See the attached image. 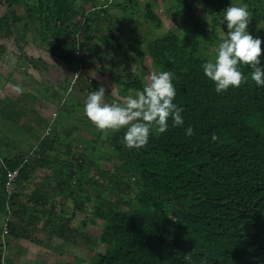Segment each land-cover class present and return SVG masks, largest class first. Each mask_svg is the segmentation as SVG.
Returning a JSON list of instances; mask_svg holds the SVG:
<instances>
[{
	"label": "trees",
	"instance_id": "1",
	"mask_svg": "<svg viewBox=\"0 0 264 264\" xmlns=\"http://www.w3.org/2000/svg\"><path fill=\"white\" fill-rule=\"evenodd\" d=\"M75 2L41 0L26 11L27 18L39 21L49 54L69 70L68 83L76 68L83 69L72 93L59 86L63 96H48L59 111L69 110L66 96L82 105L83 97L74 95L91 92L93 74L108 66L104 53L93 48L97 36L90 15L84 7L77 11ZM169 3L176 21L164 28L155 12L158 2L142 8L137 0H124L120 12L141 14L155 31L143 36L141 21L133 22L125 29L138 31H126L130 41L124 49L121 35L107 32L99 40L116 58L119 51L130 62L138 59L144 71L146 59L152 72L174 73V103L183 108L184 124L173 127L169 121L167 132L153 133L146 148L127 150L122 130L105 137L98 154L94 146L88 151L75 132L62 131L55 119L40 118L37 104L0 98V117L14 126L13 139L28 130L27 138L36 140V157L24 162L31 148L22 151L16 141L6 142L7 128L0 125V264H12L13 250L21 254L31 246L56 258L77 252L72 264H189L186 254L191 264H264V87L251 81L249 67H242L248 83L217 94L202 70L226 36L220 34L227 32L223 12L231 4L248 5V31L264 41V0ZM10 17L11 22L7 15L0 18V40H15L11 12ZM261 47L264 66V43ZM109 73L122 97L134 96L147 83L144 76H125L112 67ZM17 106L23 112L18 117L7 111ZM68 113L72 119L76 110ZM189 127L191 137L185 135ZM15 168L19 174L8 194L6 174ZM58 260L52 264H63Z\"/></svg>",
	"mask_w": 264,
	"mask_h": 264
},
{
	"label": "clouds",
	"instance_id": "2",
	"mask_svg": "<svg viewBox=\"0 0 264 264\" xmlns=\"http://www.w3.org/2000/svg\"><path fill=\"white\" fill-rule=\"evenodd\" d=\"M102 2L107 5L113 0ZM251 19L252 13L247 4H231L223 12L222 23H226V36L221 38L214 59H209L202 65L203 75L214 84L217 94L225 93L230 88L238 89L248 83L249 78L241 71L242 67H249L251 81L258 87H264V66H261V45L264 41L249 33ZM81 24L83 26L85 21H81ZM76 47L79 48V45ZM81 76L84 77V73ZM147 80L142 90L136 91L134 96H123L120 102H106V89L103 85L98 90L91 91L84 101L85 117L103 136L107 137L123 130L121 143L127 150L146 148L153 133L160 135L167 132L169 121L173 127H181L184 124L183 108L174 103V73L152 72ZM68 86L69 83L66 88ZM15 91L20 94L23 90L17 86ZM112 94H115V87ZM56 115L57 112L54 111L51 120H54ZM185 135H194L193 129L187 128ZM217 140V135L212 134V141ZM184 259L191 264V254H186ZM202 264H206V261H202Z\"/></svg>",
	"mask_w": 264,
	"mask_h": 264
},
{
	"label": "crops",
	"instance_id": "3",
	"mask_svg": "<svg viewBox=\"0 0 264 264\" xmlns=\"http://www.w3.org/2000/svg\"><path fill=\"white\" fill-rule=\"evenodd\" d=\"M39 1L41 2V0H0V18L7 15L11 22V12L16 22L13 27L15 40H0L2 48L0 53V98L3 96L11 98L15 105L25 104L31 107V105L37 104L38 110L44 107L43 116L48 118L46 108L50 111V109L56 107L55 105L58 102L51 100L44 89L45 87L55 88L59 86L65 88L68 84L70 72L61 60L49 54V48L41 37L39 21L34 17L25 18L28 7L31 8L33 5H37ZM137 1L139 3V0ZM146 1L156 2V0ZM121 3H124V0H113L112 3L107 5L101 0H76L73 7L77 11L84 7L85 15H90L88 19L91 21V26L96 30L98 38L96 37L97 40L93 41L94 49L103 53L107 51L99 42L102 34L110 32L115 35L118 33L116 25H125L124 14L119 10ZM143 5L140 4L139 6L142 7ZM82 21H85L84 17ZM79 25L82 26L81 22ZM104 60L106 61L105 58ZM115 62L118 61L114 57V60L107 64L106 70L93 74L95 84L91 86V91L98 90L101 85L106 90H111L110 85L114 87L109 68H113ZM65 74L66 77H64ZM17 86L23 90L22 93L18 94L15 91ZM88 94L84 96V100H86ZM74 96L82 98L78 93ZM37 98L38 101H35ZM16 99H20L18 104H16ZM21 109L17 106L13 114L16 117L23 114ZM57 116L55 122L59 128L61 127L62 131L70 133L71 128L69 127L68 118L64 116L58 118Z\"/></svg>",
	"mask_w": 264,
	"mask_h": 264
},
{
	"label": "rangeland",
	"instance_id": "4",
	"mask_svg": "<svg viewBox=\"0 0 264 264\" xmlns=\"http://www.w3.org/2000/svg\"><path fill=\"white\" fill-rule=\"evenodd\" d=\"M147 1L146 0H139V3L141 5L145 4ZM156 2H158V6L155 10V12L158 14L159 16V19H160V23L161 25H163L164 28H169V26L171 25V23L175 22L176 21V16H175V12L171 9V6H170V0H156ZM142 8H144V5L142 6ZM127 14V15H126ZM126 14H124V18H125V25L121 26V25H116L117 26V29H119L118 31V35L115 34L116 36H119L121 35L123 39H121V44H122V49L125 48L126 44H128L126 42L127 41H130V39H128V36H130L129 34H127V32L129 33H132V32H137L138 29L134 30V31H129L128 29H125V27H128L130 28L131 25L133 24V22H137V21H141V33L142 35L144 36L146 32H153L155 30H151L150 29V24L149 26H145V23L143 22V20L141 19L140 20V17L141 14L136 15V16H131L130 15V12L127 11ZM32 17V16H31ZM25 18L26 15H25ZM121 24V23H120ZM152 26V25H151ZM123 29H120L122 28ZM153 27V26H152ZM221 29H218V31H220ZM127 31V32H126ZM155 34H157L155 32ZM220 34H223L226 35V33H221ZM100 48V47H99ZM124 52V51H123ZM115 53H120L119 54V59L118 57L115 59L118 61V62H115V65H113V70H117L119 72H122L121 74L125 75V73H130V74H136L135 76L139 75L140 77L141 76H144V80H147V77L149 76L150 73H152L151 71V68H150V64H149V61H147L146 59L142 62L143 63V66L145 67V71L140 67V61L137 59V60H134V62H130V57L128 56V54H125V53H122V52H116ZM113 53H110V52H107L105 51L104 52V58L106 59V61L104 60V62H106L107 64H109V62L113 61L114 60V56L112 55ZM119 60H121V62H119ZM142 69V70H141ZM66 73V72H65ZM127 75V74H126ZM125 75V76H126ZM129 76V75H127ZM64 77H66V74L64 75ZM81 82V80H80ZM148 82V80H147ZM68 85V84H67ZM43 86V85H42ZM110 88H111V91L113 90V87H111L110 85ZM119 91L116 92L115 91V94H112V92L109 90L108 91H105V96H106V102L108 101L110 103V101H114V102H117V99H119V101L121 100L122 98V93L120 92V88L118 87ZM45 93L47 96H57L59 93L64 94V90L62 88H58V87H45ZM66 93V92H65ZM76 94V92H74ZM78 94H82V97L84 98V96L86 95V92L84 91H79L77 92ZM66 95V94H65ZM66 98V101H67V106L69 107V110H76V115L74 118L70 119V115L68 113L69 110H66V109H61L59 111V109L57 107H55L54 109H50V111L47 109L46 111V116L50 119L51 117V114L52 112H57V117H61V116H64V117H67L68 120H69V127L71 128L70 130H72V132H75V135H77L78 139H82V141L85 143V144H88L89 146L86 147V149L89 151L91 149H93L92 147L94 146L95 148H97L98 146H100V143H102L103 139H105V136H103V134L98 131L92 124L91 122L85 117L84 115V105H80L79 107L76 105V100L73 98V97H65ZM1 105V104H0ZM42 109H40V118H43L44 120H46L44 117H43V112L44 111V107H41ZM12 110H15V108L11 109V108H8L7 111H12ZM0 125L2 126H6L7 129H4L6 130V134H8V138H5L4 139L6 140V142H10V141H16L17 144H21V148H22V151L28 149V148H32L33 144L35 143V139H28L27 138V133L26 131L28 132V130H24L23 131V135H19L17 138H14L12 137L13 133L16 131L14 130V126L12 124H9L7 122H5V120H2V118L0 117ZM97 134V137H95L94 135ZM76 137V136H74ZM84 137V138H83ZM31 138H35V136L31 137ZM92 140H97L96 141V144H93L91 141ZM21 142V143H20ZM83 142H78V147L81 148L82 147V143ZM19 147V145H18ZM3 149V148H2ZM24 149V150H23ZM1 150V148H0ZM93 151H95L97 154L99 153V150L98 149H93ZM105 165L108 167L109 165L107 163H105ZM23 245L27 246L29 245V242L27 243V245L25 243H23ZM28 247V246H27ZM14 248H18V246L15 244ZM41 247L40 248H37V249H34L33 246H31L29 248V251L27 252H23L21 254H18L15 252V250L12 251V257L10 259V262L12 264H36V262L38 260H41L42 264H52V263H55L58 259V261H63V264H72L73 262H76L77 259H75L74 257H76V253L77 252H73V255H70L68 257V255H62V253L59 255V258H56V256H47V255H42V251H41ZM25 260V261H24ZM23 262V263H22Z\"/></svg>",
	"mask_w": 264,
	"mask_h": 264
},
{
	"label": "built area",
	"instance_id": "5",
	"mask_svg": "<svg viewBox=\"0 0 264 264\" xmlns=\"http://www.w3.org/2000/svg\"><path fill=\"white\" fill-rule=\"evenodd\" d=\"M101 1L111 2L112 0H101ZM77 49L79 51L78 47H77ZM82 74H83V70L80 67H78V68H76L74 70V72L72 73L71 79H70L69 86L67 87V90H68L69 93L73 92V89L76 86V84L78 82V79H79V77ZM77 75L79 77H74V76H77ZM30 157H36L34 149L32 151H30L29 155L24 158V161L25 162L29 161L28 159ZM18 174H19V168H15V169H12V170L7 172L4 188H5V191H7L8 194L11 193V190L13 189L14 183L16 182V179L18 177ZM3 232L4 233L7 232V228L6 227L4 228Z\"/></svg>",
	"mask_w": 264,
	"mask_h": 264
}]
</instances>
